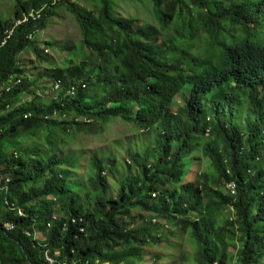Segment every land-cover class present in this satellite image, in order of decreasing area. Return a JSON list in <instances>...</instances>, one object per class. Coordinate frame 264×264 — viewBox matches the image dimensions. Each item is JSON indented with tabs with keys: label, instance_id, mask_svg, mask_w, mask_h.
<instances>
[{
	"label": "trees",
	"instance_id": "trees-1",
	"mask_svg": "<svg viewBox=\"0 0 264 264\" xmlns=\"http://www.w3.org/2000/svg\"><path fill=\"white\" fill-rule=\"evenodd\" d=\"M15 1L14 18L0 14V162L8 199L26 216L5 207L0 190V264H264V0H88L97 11L75 0ZM123 1H149L156 23L122 16ZM61 6L81 43L60 66L34 37ZM34 9L42 18L4 45ZM28 49L49 66L42 77L60 83L49 103H23L41 91L20 63ZM12 80L21 82L7 93ZM116 119L133 129L113 142L123 156L92 158L89 183L72 182L65 169L78 161L63 151L65 137ZM40 137L46 151L19 143ZM192 161L205 169L196 181Z\"/></svg>",
	"mask_w": 264,
	"mask_h": 264
},
{
	"label": "rangeland",
	"instance_id": "rangeland-1",
	"mask_svg": "<svg viewBox=\"0 0 264 264\" xmlns=\"http://www.w3.org/2000/svg\"><path fill=\"white\" fill-rule=\"evenodd\" d=\"M74 2L76 8L81 11H97V4L93 1L75 0ZM15 9V0H0V14L4 20H10L14 18ZM119 11L124 17H134L146 24L156 23L153 16L152 4L149 2L141 4L139 2L129 3L127 1H123L119 3ZM137 24H139V22H137ZM34 40L37 41V44L41 49H44V55H47L50 58L52 57L54 62H57V64L61 66L66 62L67 59L75 58L76 48H79L81 43V33L78 24H76L71 12L66 7L61 6L57 9L56 15L50 18L48 27L44 30L37 31ZM45 40L50 41L52 44L51 48L44 44ZM68 47L74 52H69L67 49ZM20 63L26 69L28 77L40 80L38 88L41 89V91H38L37 93L39 96V98H37L38 101H35V97L37 96L31 93L30 95L24 96V104H42V100L45 103H49L51 98L58 95L57 91H55V85L53 84V81L47 77H42L44 68L49 66L43 62H38L35 53H33L31 49H28L20 56ZM187 96L188 93H183L177 96V104L174 108L175 110H177L179 106L183 105ZM40 97L42 100H40ZM105 129V131L100 132L99 130L89 126H86V128H74V130L65 137V141L62 144L63 151L66 152L69 159H75L78 161V167L76 169H65V174L71 178L72 182L79 183L82 186L89 183L90 177L92 176L90 174V164L92 158H102V156L106 154H111L117 157L123 156V154H121V152L113 145V142L119 140L121 143V139L131 136L133 129L129 124L123 123L119 119L111 121L106 125ZM39 139L40 140L36 141L33 139L27 141L20 140L19 143L23 144L25 148H31V145H33V148L37 147L42 151H46V148L42 142V137ZM192 163L193 164H191V168L188 169V176L189 178H192L193 181H196V178L198 177L199 173L204 170V167H202V164L199 162L196 163L192 161ZM118 166L121 167V164H118ZM105 171L107 170L105 169ZM120 174L121 173L117 174L116 176H120ZM108 180L111 185V190L116 193V188L114 187L116 185L115 180H113L112 177H109ZM199 180H201V177ZM83 194L84 192L82 195ZM86 200L87 199L84 196L83 202ZM95 201L96 200L93 199L92 203ZM19 211H22V209L20 210L17 208V212ZM39 237L44 239V236L40 234V232ZM172 246L173 245L167 243L162 245L165 251H169ZM191 250L192 249L189 247L186 251L190 253ZM231 252H233V254L236 253L235 249L233 248H231ZM148 264H152V262L148 261Z\"/></svg>",
	"mask_w": 264,
	"mask_h": 264
},
{
	"label": "built area",
	"instance_id": "built-area-1",
	"mask_svg": "<svg viewBox=\"0 0 264 264\" xmlns=\"http://www.w3.org/2000/svg\"><path fill=\"white\" fill-rule=\"evenodd\" d=\"M42 18V9H34L32 10L30 13H26L24 15L23 18L21 19H18L15 21V25L13 27V29L9 30L7 32V38L5 39V41L3 42V44L5 45L15 34V31L21 27L22 25H25V24H28V23H31L33 21H38L39 19ZM34 37V33L30 34L29 38L32 39ZM21 81L20 80H17V81H11L10 82V85L9 87L6 88V92H10L11 89L16 86V85H19ZM60 89V83L58 82L56 84V87H55V90L58 91ZM71 94L73 95L74 92L76 91V87L75 86H72L71 88ZM0 98H2V95L0 94ZM58 116V113L55 111L54 114H53V118H56ZM33 117L32 114H28L26 116V119H31ZM49 117H47L48 119ZM1 134L2 132L0 131V137H1ZM12 183V179L11 178H7V179H4L1 175V162H0V190L5 194L7 195V200H6V207L9 209V211L11 212H17V206L15 205H12L10 200L8 199V196L10 194V184ZM229 186V189L233 192V194H236V190H237V184L235 182L231 183L228 185ZM19 209V208H18ZM21 210V209H20ZM18 214L20 215V217H25L26 214L25 212L22 210V211H19ZM6 229L11 232V231H14L15 230V226L10 224V225H7L6 226ZM36 237H39V233H36ZM47 259L48 261L50 262V264H53L54 263V260L49 258L47 256Z\"/></svg>",
	"mask_w": 264,
	"mask_h": 264
},
{
	"label": "bare ground",
	"instance_id": "bare-ground-1",
	"mask_svg": "<svg viewBox=\"0 0 264 264\" xmlns=\"http://www.w3.org/2000/svg\"><path fill=\"white\" fill-rule=\"evenodd\" d=\"M135 1V0H134ZM144 1V0H143ZM149 2V1H148ZM212 2V1H211ZM252 3V2H251ZM173 5V4H172ZM203 6V5H202ZM208 6V5H207ZM263 8V7H262ZM258 10V9H257ZM237 11V10H236ZM243 12V11H242ZM152 13V12H151ZM163 13V12H162ZM190 13V12H189ZM264 13V12H263ZM248 14V13H247ZM255 14V13H254ZM250 15V14H249ZM197 17V16H196ZM252 17V16H251ZM122 18V17H121ZM135 19V18H134ZM197 19V18H196ZM161 20V19H160ZM182 20H183V18H182ZM195 20V19H194ZM117 21V20H116ZM162 21V20H161ZM240 21V20H239ZM238 21V22H239ZM187 23V22H186ZM222 24V23H221ZM212 26V25H211ZM256 26V25H255ZM183 27V26H182ZM260 27V26H259ZM258 27V28H259ZM264 27V26H263ZM12 29V28H11ZM124 29V28H123ZM189 30V29H188ZM122 31V30H121ZM217 31V30H216ZM5 32V31H4ZM127 32V31H126ZM211 32V31H210ZM118 33V32H117ZM214 35V34H213ZM221 37V36H220ZM106 40V39H105ZM150 41H152V40H150ZM169 41V40H168ZM205 41V40H204ZM210 41V40H209ZM103 42V41H102ZM203 42V41H202ZM212 42V41H211ZM1 43V42H0ZM110 43V42H109ZM209 43V42H208ZM230 43V42H229ZM106 44V43H105ZM232 44V43H231ZM2 45V44H1ZM210 45V44H209ZM226 45V44H225ZM207 46H208V44H207ZM184 48V47H183ZM110 50V49H109ZM207 50V49H206ZM106 51V50H105ZM117 51V50H116ZM102 52V51H101ZM208 52V51H207ZM98 54V53H97ZM123 54V53H122ZM126 54V53H125ZM142 54V53H141ZM212 54V53H211ZM223 54V53H222ZM118 55V54H117ZM121 55V54H120ZM124 55V54H123ZM122 55V56H123ZM135 55H136V53H135ZM138 55V54H137ZM228 55V54H227ZM128 56V55H127ZM126 56V57H127ZM213 56V55H212ZM225 56V55H224ZM124 57V56H123ZM207 57V56H206ZM121 58V57H120ZM224 58V57H223ZM216 59V58H215ZM97 60V59H96ZM212 60V59H211ZM209 62V61H208ZM128 63V62H127ZM136 63V62H135ZM128 65V64H127ZM223 65V64H222ZM130 66V65H129ZM134 66V65H133ZM181 66V65H180ZM135 67V66H134ZM129 69V68H128ZM119 70V69H118ZM131 72V71H130ZM110 74V73H109ZM105 77V76H104ZM56 78V77H55ZM68 79V78H67ZM202 79V78H201ZM89 80V79H88ZM106 80V79H105ZM223 81V80H222ZM208 82V81H207ZM80 83V82H79ZM222 83V82H221ZM212 84V83H211ZM168 85V84H167ZM214 85V84H213ZM75 86V85H74ZM56 87V86H55ZM200 87V86H199ZM199 92V91H198ZM69 95V94H68ZM63 99V98H62ZM58 100V99H57ZM66 101V100H65ZM162 101H164V100H162ZM64 102V101H63ZM165 102V101H164ZM205 102V101H204ZM57 103V102H56ZM59 103V102H58ZM58 105V104H57ZM52 106V105H51ZM246 109V108H245ZM251 111V110H250ZM194 112V111H193ZM54 113V112H53ZM229 115V114H228ZM252 116V115H251ZM225 119V118H224ZM58 121V120H57ZM59 122V121H58ZM224 122V121H223ZM155 130V129H154ZM83 133V132H82ZM214 136V135H213ZM2 137V136H1ZM113 139V138H112ZM115 145V144H114ZM4 146V145H3ZM97 147V146H96ZM111 147V146H110ZM224 152V151H223ZM192 153V152H191ZM104 158V157H103ZM59 160V159H58ZM80 160V159H79ZM69 164H71V163H69ZM75 164V163H74ZM56 165V164H55ZM55 165H53V166H55ZM59 165V164H58ZM67 165V164H66ZM97 165V164H96ZM57 166V165H56ZM52 167V166H51ZM98 167V166H97ZM207 169V168H206ZM217 170V169H216ZM204 171H205V169H204ZM184 172H186V171H184ZM230 173V172H229ZM94 174V173H93ZM217 174V173H216ZM203 175H204V173H203ZM100 176V175H99ZM194 176V175H193ZM60 180V179H59ZM192 180V179H191ZM181 181H183V180H181ZM180 181V182H181ZM14 182V181H13ZM203 182V181H202ZM183 184H185V183H183ZM192 187V186H191ZM185 189V188H184ZM94 190V189H93ZM187 191V190H186ZM199 192V191H198ZM11 195V194H10ZM97 195H98V193H97ZM183 195V194H182ZM193 196V195H192ZM195 196V195H194ZM194 198V197H193ZM73 199V198H72ZM184 199V198H183ZM174 200V199H173ZM12 202V201H11ZM48 203H49V201H48ZM13 204V203H12ZM16 204H18V203H16ZM59 205V204H58ZM172 205V204H171ZM6 207V206H5ZM165 208V207H164ZM171 208V207H170ZM23 209V208H22ZM64 211V210H63ZM55 213H56V211H55ZM28 214H29V212H28ZM49 214V213H48ZM15 215V214H14ZM16 215H18V214H16ZM175 215V214H174ZM19 216V215H18ZM179 216V215H178ZM70 217V216H69ZM195 217V216H194ZM21 218V217H20ZM82 218H83V216H82ZM178 218V217H177ZM25 219V218H24ZM73 219V218H72ZM202 219V218H201ZM22 220V219H21ZM184 220V219H183ZM77 221V220H76ZM57 223V222H56ZM65 223V222H64ZM19 225V224H18ZM75 226V225H74ZM79 226V225H78ZM76 227V226H75ZM74 228V227H73ZM66 229V228H65ZM73 230V229H72ZM74 231H77L75 228H74ZM88 231V230H87ZM34 232V231H33ZM62 232V231H61ZM66 233H67V231H66ZM75 233H77V232H75ZM78 233H80L79 231H78ZM29 234V233H28ZM82 234V233H81ZM77 235H79V234H76V236ZM165 242V241H164ZM156 243V242H155ZM170 243V242H169ZM166 248V247H165ZM165 252V251H164ZM148 253V252H147ZM158 253V252H157ZM49 255H51V254H49ZM53 255H51V257H52ZM161 260V259H160ZM145 262V261H144ZM54 264V263H53Z\"/></svg>",
	"mask_w": 264,
	"mask_h": 264
}]
</instances>
